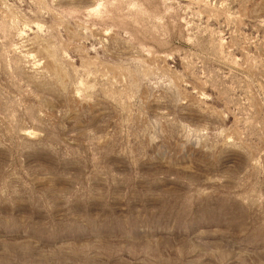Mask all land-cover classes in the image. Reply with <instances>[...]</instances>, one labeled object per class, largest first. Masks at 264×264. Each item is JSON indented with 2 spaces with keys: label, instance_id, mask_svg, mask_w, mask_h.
Masks as SVG:
<instances>
[{
  "label": "rangeland",
  "instance_id": "374dc122",
  "mask_svg": "<svg viewBox=\"0 0 264 264\" xmlns=\"http://www.w3.org/2000/svg\"><path fill=\"white\" fill-rule=\"evenodd\" d=\"M0 264H264V0H0Z\"/></svg>",
  "mask_w": 264,
  "mask_h": 264
}]
</instances>
